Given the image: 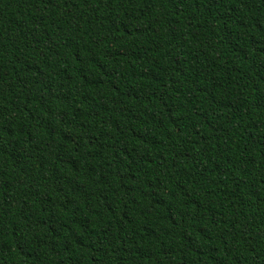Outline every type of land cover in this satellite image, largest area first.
<instances>
[{"label":"trees","instance_id":"obj_1","mask_svg":"<svg viewBox=\"0 0 264 264\" xmlns=\"http://www.w3.org/2000/svg\"><path fill=\"white\" fill-rule=\"evenodd\" d=\"M0 264H264V0H0Z\"/></svg>","mask_w":264,"mask_h":264}]
</instances>
